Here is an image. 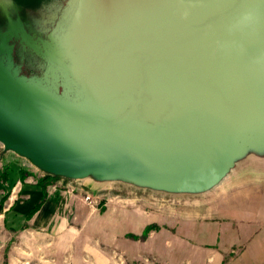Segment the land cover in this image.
<instances>
[{
  "label": "water",
  "instance_id": "water-1",
  "mask_svg": "<svg viewBox=\"0 0 264 264\" xmlns=\"http://www.w3.org/2000/svg\"><path fill=\"white\" fill-rule=\"evenodd\" d=\"M260 139L264 0H0L2 151L45 175L200 199Z\"/></svg>",
  "mask_w": 264,
  "mask_h": 264
},
{
  "label": "crops",
  "instance_id": "crops-1",
  "mask_svg": "<svg viewBox=\"0 0 264 264\" xmlns=\"http://www.w3.org/2000/svg\"><path fill=\"white\" fill-rule=\"evenodd\" d=\"M15 157V165H9L11 191L0 213L2 220L11 214L12 220L27 221L26 212L43 199L27 224L46 226L63 220V211L82 202L77 193L63 191V179L52 180L35 167H23L24 159ZM256 169L242 167L214 189V196L187 202L144 199L138 191L113 193L105 210L108 257L98 256L93 262L264 264V175ZM21 170L26 171L23 179ZM84 190L95 192L89 185ZM148 226L155 228L142 236Z\"/></svg>",
  "mask_w": 264,
  "mask_h": 264
},
{
  "label": "rangeland",
  "instance_id": "rangeland-1",
  "mask_svg": "<svg viewBox=\"0 0 264 264\" xmlns=\"http://www.w3.org/2000/svg\"><path fill=\"white\" fill-rule=\"evenodd\" d=\"M13 1L38 6L48 0ZM27 70L29 71L30 68H27ZM15 156L9 152H3L0 143V172H3L11 164L15 165L13 164L16 161L15 158H17ZM251 158L259 159V156L249 155L248 159L251 160ZM24 161L25 165L23 167L32 166L27 160L24 159ZM255 171L261 176L264 175V168L263 170L259 169V172ZM53 178L55 179L52 180L60 179L56 176ZM9 181H11V177ZM76 183L78 185L75 184V181L63 179V191L77 193L82 198L81 203L78 201L70 205L71 211L70 209L63 211V220L56 219L46 226H38L27 224L28 219L27 221H24V219L20 221L12 220L11 214L4 216L3 220L0 218V264H98L97 259L95 263L93 262V258L98 256L108 257L105 211L108 197L112 196L113 193L125 194L126 191L128 192L125 195H129L133 191L126 187L109 186V184L102 190L90 192L93 197H96L94 207H90L83 198L86 194L84 190L87 186L86 182L78 181ZM163 189L164 191L157 189L153 192H140L142 194L141 198H148L153 201L162 199L187 202L193 196V194L188 193V191H191L188 184H171L164 186ZM160 191L163 192L162 195L159 194ZM210 193L212 192H209L205 197L214 196L213 193ZM216 194L217 196L220 195L218 191L215 192ZM11 228L13 230H9ZM98 251L102 254H97Z\"/></svg>",
  "mask_w": 264,
  "mask_h": 264
},
{
  "label": "trees",
  "instance_id": "trees-1",
  "mask_svg": "<svg viewBox=\"0 0 264 264\" xmlns=\"http://www.w3.org/2000/svg\"><path fill=\"white\" fill-rule=\"evenodd\" d=\"M8 172H9V167H6L3 172H0V191H2V194L0 195V213L3 212L4 202L7 200L8 196L10 194V191H11V186L8 183ZM25 173H26L25 170H21L20 171V178L21 179H23ZM46 177H48L50 179H55L52 176H46ZM42 200L43 199H41L39 202H37L32 209H30L29 211L26 212V214L24 215L25 220L29 219L32 216V214L38 209V207L40 206ZM151 228H155V226H148V227H146L144 229L143 233H142V236H145L146 233ZM9 230H13V228H11ZM132 236L134 238H136L135 235H132Z\"/></svg>",
  "mask_w": 264,
  "mask_h": 264
},
{
  "label": "bare ground",
  "instance_id": "bare-ground-1",
  "mask_svg": "<svg viewBox=\"0 0 264 264\" xmlns=\"http://www.w3.org/2000/svg\"><path fill=\"white\" fill-rule=\"evenodd\" d=\"M99 5H103V4H99ZM131 7H132V5H131ZM146 14L151 15L150 13H146ZM146 14H140L135 19H132L131 20V24L128 27H126V28H130V29H133V30H136V29L140 30V29L152 26V23H149V21H148V18L151 17V16H146ZM90 33L92 34V36L95 39L100 37L99 36V32L97 30L93 29L92 32H90Z\"/></svg>",
  "mask_w": 264,
  "mask_h": 264
},
{
  "label": "built area",
  "instance_id": "built-area-1",
  "mask_svg": "<svg viewBox=\"0 0 264 264\" xmlns=\"http://www.w3.org/2000/svg\"><path fill=\"white\" fill-rule=\"evenodd\" d=\"M93 194H90V193H86L85 195H84V200L88 203V204H91V205H93V204H95V202H96V197H93L92 196Z\"/></svg>",
  "mask_w": 264,
  "mask_h": 264
}]
</instances>
